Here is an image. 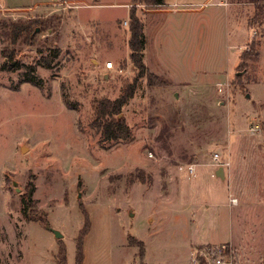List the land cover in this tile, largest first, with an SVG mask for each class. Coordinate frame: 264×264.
<instances>
[{
	"label": "rangeland",
	"instance_id": "rangeland-1",
	"mask_svg": "<svg viewBox=\"0 0 264 264\" xmlns=\"http://www.w3.org/2000/svg\"><path fill=\"white\" fill-rule=\"evenodd\" d=\"M64 1L65 8L0 5V22L49 21L35 28L31 44L7 46L14 50L16 67L0 69V264H56L60 243L65 264H73L84 221L81 209L89 221L80 240L83 264H140L137 247L128 245L127 237L142 241L146 264H157L159 255L184 260L182 251H171L169 245L185 242L198 227L187 225L182 234L179 220L172 235L155 234L152 224L134 232L129 209L135 218L178 211L189 225L199 217L203 230H210L209 241L221 240L224 233L214 228L222 227L227 207L216 199L220 205L205 209L201 203L208 195L201 189L191 200L186 166L210 162L212 152L223 158L235 116L251 119L259 113L264 119V107H257L258 101L264 103V20L254 22L252 7L243 0L226 7L194 5L188 27L180 20H159L169 14H140L143 7L138 6L146 39L142 63L148 69L137 75L127 48L129 0ZM184 30L187 44L186 33L178 36ZM252 30L259 57L234 69L240 58L233 64L230 53L240 54ZM5 45L0 41V48ZM53 49L56 56L44 61ZM107 61L109 69L104 68ZM149 73L161 84L147 80ZM129 85L132 96L119 115L129 136L103 141L92 101L114 99ZM259 130L264 132L263 123ZM263 143L258 139L252 146ZM258 164L249 167L257 171ZM29 187L34 204L23 202L22 211L20 200ZM175 194L176 201L165 204L164 198ZM165 244L169 251H160ZM246 260L254 264L255 257ZM196 263L208 264L203 258Z\"/></svg>",
	"mask_w": 264,
	"mask_h": 264
},
{
	"label": "crops",
	"instance_id": "crops-1",
	"mask_svg": "<svg viewBox=\"0 0 264 264\" xmlns=\"http://www.w3.org/2000/svg\"><path fill=\"white\" fill-rule=\"evenodd\" d=\"M64 4V0H0V5L5 6V9H20L49 5H58L59 8H65ZM92 4L95 6L97 5L96 3ZM247 4H250V6L252 7L251 3L247 2ZM194 5H212L214 7H226L229 5H236V2H228V0H163V4L158 6L145 7L140 5L139 7H143L140 9V14L144 11H149V13L153 14H169V18H165V16H163L160 17L161 19L159 18V20L170 22L180 20L182 22H186V26L188 27L192 23V20L194 18L193 15L195 13V10H193L192 8ZM198 17L200 19L202 18L200 14L198 15ZM252 31L243 40V48L241 52L245 50L251 43H253V40H251L250 38ZM184 33L187 34L184 37V42L187 44V30L181 32V35L178 36H183ZM145 45L146 39H144V47ZM238 45L239 44H237L236 46L239 47ZM258 45L259 41L256 40L254 47L256 49L257 55L251 62H255L259 57L260 52L258 49ZM143 50L141 53L142 57ZM240 54L235 55L232 52L230 53L233 64L234 61H236L235 57L239 58ZM142 57L141 59H143ZM227 59L228 58L226 57V62ZM237 65L238 64L236 63L235 65H233L234 69ZM145 67L148 69L147 65ZM173 80L175 81V79ZM248 80L253 82V79L249 78ZM248 80L244 81L243 83L244 89L246 88L245 84H248L249 82ZM226 81H228V78L226 79ZM182 82L185 81L181 80L178 83ZM250 101L251 103L254 102L252 99ZM257 107L261 109V107H264V103L258 101ZM259 115L260 114L258 113L257 117H252L251 119H247L245 117L242 118L239 116H235L232 119V124L236 129L231 132V140L229 143H227V147H225V155L223 156V158L216 152L218 154L216 160H213L211 157L210 162L205 161L190 164L193 166V171L192 173H188L187 177L188 179H192L190 182H188L190 184L189 186H191L192 188L191 200L197 197L201 189L202 191L200 193L208 195V197L206 196L207 198L204 200V203H201V205H203L205 209H208L210 206L214 208L216 205H220L216 203V199H221L222 204L227 207L228 213L223 216V220L221 223L222 227L214 228V231L224 233V236L221 240L213 242L209 241L210 230L208 228L207 230H203V223H199V217L189 220V225L184 216L178 213V211H172L169 214L166 213L162 217H152L151 214H148L146 216L135 218L134 212L132 211V209H129L127 211V216L132 221L131 225L134 232H137V228L140 225H144L146 231L152 224L153 232H155V234H162L164 236L166 234L172 235V233L175 232V229H173V227L177 223H179V220H182V226H180V231L182 232V234L187 230V225L190 228L198 227L200 230H197V233L191 234L189 237H187L185 242L183 243H178L177 245H169L171 251H182L185 258L184 260H180L178 262L179 264H197L196 260H198L199 257L195 258V256L198 255L199 251L220 243H227L231 246L233 250L234 264H245V262L247 261L246 259L249 256L255 257L254 264H264V146H257L256 148L255 146H252L255 141H258V139H264V132L259 130L260 123L264 124V119H260ZM244 120H246L249 126L247 129L248 131H246V129H243L242 124H244ZM245 144H247V146H245ZM248 145H251V147H248ZM255 156H259V159ZM254 161H259L257 171L253 169L251 170L249 167L252 166L251 164H253ZM223 162H228V164L223 165ZM196 167H198V169H195ZM171 175L172 173L170 174V176ZM253 175H256L257 179L255 181L253 180ZM212 177L214 180H212ZM207 183L211 184V188H207L209 187ZM171 186H173V188L176 187L174 189L176 192L177 182H174ZM216 187H220V189H215ZM176 195L177 194H175V196L173 197H165V204H168L169 202L174 203L176 201L175 197L178 196ZM215 195L218 197H215ZM229 197L235 198V202H228ZM194 205L198 206L200 205V203H194ZM195 222H198V224ZM199 232L201 235H198ZM133 239L141 241L140 239H137L135 237ZM166 246V244L160 245L159 250L169 251L168 248H165ZM144 255L145 252L143 249V255L141 257L142 263H144L142 261ZM159 257L160 259H157V264H178L176 260H167L165 255H159ZM80 264H83V259L81 260Z\"/></svg>",
	"mask_w": 264,
	"mask_h": 264
},
{
	"label": "trees",
	"instance_id": "trees-1",
	"mask_svg": "<svg viewBox=\"0 0 264 264\" xmlns=\"http://www.w3.org/2000/svg\"><path fill=\"white\" fill-rule=\"evenodd\" d=\"M236 1V0H233ZM243 2H248L252 4V19L254 22L257 20H264V0H246ZM163 4V0H129L127 6V21H128V38H127V48L129 50V60L137 71V75H142L145 71V66L142 63V50L144 47V37L142 33V23L139 16L138 6H158ZM47 20H36L29 19L26 21H16V22H0V41L5 43V46L0 48V56L3 58L0 64V69L2 70H12L16 67L15 53L13 48H8L7 46L13 47L16 44L29 45L32 43L33 37L37 30L43 29ZM254 43H251L242 53L239 55L240 62L237 67L244 65L246 60L255 58L257 55L256 49L252 50ZM57 51L52 50L48 58H43L44 61H51L52 57L56 56ZM48 65V64H47ZM155 74L149 73L147 75V80L155 79L157 80ZM33 78H29V81ZM237 79V78H236ZM238 81V80H237ZM158 83L161 84L159 80ZM153 84V83H149ZM132 86H127L120 95L114 99H109L106 97L98 98L92 101L93 106V121L96 128L100 132L101 140L103 141H117L129 136V131L127 125L122 118H119L121 108L124 103L132 96ZM21 210L23 211V202H27L28 206L34 204V200L31 198V188H27V192L21 197ZM34 210V209H33ZM23 213V212H22ZM24 214V213H23ZM81 214L83 216V226L79 231V234L75 242V255L73 264L81 263V247L80 240L82 236L86 233L89 226L87 213L81 209ZM28 216V215H26ZM31 220L37 221L40 218L30 217ZM60 243V242H59ZM127 243L129 245H134L137 247L136 256L141 262V257L143 255V244L141 241L135 240L132 237H127ZM56 264H65V250L62 243L59 244L57 253L55 255Z\"/></svg>",
	"mask_w": 264,
	"mask_h": 264
},
{
	"label": "built area",
	"instance_id": "built-area-1",
	"mask_svg": "<svg viewBox=\"0 0 264 264\" xmlns=\"http://www.w3.org/2000/svg\"><path fill=\"white\" fill-rule=\"evenodd\" d=\"M123 24H126L125 21L122 22ZM255 35V32L252 31L251 36ZM104 67L109 69L111 68V63L109 61L104 63ZM218 154L216 152L212 153V159L216 160L217 159ZM223 165H227L228 162H223ZM187 171L188 173H192L193 171V166L192 165H188L187 167ZM228 202L230 203H234L235 202V198L233 197H229L228 198ZM199 257V258H203L204 260H206L208 262V264H234L233 262V250L231 248V246L227 243H220L217 244L214 247H209L207 249L201 250L198 252V255L195 256ZM198 261V260H196Z\"/></svg>",
	"mask_w": 264,
	"mask_h": 264
},
{
	"label": "water",
	"instance_id": "water-1",
	"mask_svg": "<svg viewBox=\"0 0 264 264\" xmlns=\"http://www.w3.org/2000/svg\"><path fill=\"white\" fill-rule=\"evenodd\" d=\"M55 236H59V234L58 233H55Z\"/></svg>",
	"mask_w": 264,
	"mask_h": 264
}]
</instances>
